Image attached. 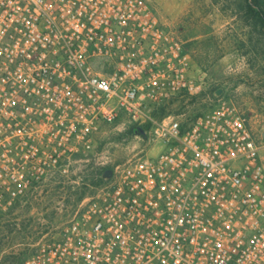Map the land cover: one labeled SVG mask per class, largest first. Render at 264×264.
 Instances as JSON below:
<instances>
[{
  "label": "built area",
  "instance_id": "built-area-1",
  "mask_svg": "<svg viewBox=\"0 0 264 264\" xmlns=\"http://www.w3.org/2000/svg\"><path fill=\"white\" fill-rule=\"evenodd\" d=\"M220 85L150 0H0V210L72 173L103 128L137 139L23 264H264L255 122Z\"/></svg>",
  "mask_w": 264,
  "mask_h": 264
},
{
  "label": "rangeland",
  "instance_id": "rangeland-1",
  "mask_svg": "<svg viewBox=\"0 0 264 264\" xmlns=\"http://www.w3.org/2000/svg\"><path fill=\"white\" fill-rule=\"evenodd\" d=\"M150 1L160 22L190 51L193 72L219 82L253 115L264 165V36L246 19L244 0ZM259 5L264 10V1ZM180 106L175 102L166 109L175 112ZM135 136L136 130L117 122L103 128L92 152L72 162V173L47 176L41 190L20 198L16 207L1 209L0 264H23L34 250L53 241L80 202L95 195L131 156ZM98 180L100 185H94Z\"/></svg>",
  "mask_w": 264,
  "mask_h": 264
},
{
  "label": "trees",
  "instance_id": "trees-1",
  "mask_svg": "<svg viewBox=\"0 0 264 264\" xmlns=\"http://www.w3.org/2000/svg\"><path fill=\"white\" fill-rule=\"evenodd\" d=\"M264 0H244L243 9L245 11V17L248 21H251L249 23H252L253 27H259L262 30V35L264 36V10L260 7L259 3ZM167 112L165 108H160L159 111H156L155 114L159 116L165 115ZM136 130L135 128H133ZM55 177V176H54ZM61 177V176H58ZM101 180H98L97 182H93L94 185H100ZM20 199H16L13 207H16L19 205Z\"/></svg>",
  "mask_w": 264,
  "mask_h": 264
},
{
  "label": "crops",
  "instance_id": "crops-1",
  "mask_svg": "<svg viewBox=\"0 0 264 264\" xmlns=\"http://www.w3.org/2000/svg\"><path fill=\"white\" fill-rule=\"evenodd\" d=\"M223 60V57H220V61H222ZM252 111V110H251Z\"/></svg>",
  "mask_w": 264,
  "mask_h": 264
}]
</instances>
